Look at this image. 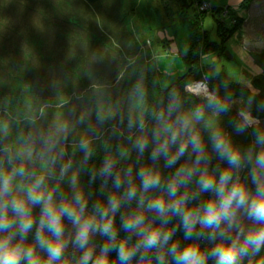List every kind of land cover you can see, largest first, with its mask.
Here are the masks:
<instances>
[{
  "label": "rangeland",
  "instance_id": "obj_1",
  "mask_svg": "<svg viewBox=\"0 0 264 264\" xmlns=\"http://www.w3.org/2000/svg\"><path fill=\"white\" fill-rule=\"evenodd\" d=\"M241 2L208 0L209 8L199 22L215 43L201 55L200 63L264 96V50H250L242 42L249 7L243 8ZM212 7H228L231 13L223 17L222 11L215 10L212 14ZM177 10L178 5L171 3L167 12L162 0H71L70 6L58 0H0V169L23 166L25 176L18 179L25 184L35 175L47 174V184L58 185V196L71 195L69 183L78 174L89 208L103 202L101 182L94 175L100 163L112 159L121 168L135 169L147 160L151 146L138 161L129 139L135 137V130L128 129L129 118L144 116L151 125L162 87L187 69L191 23L198 18V9L191 7L184 14ZM232 16L245 21L224 40L217 21L223 17L231 27ZM206 92L215 96L209 87ZM230 104L235 114L247 107L241 99ZM224 114L205 108L198 125L211 167L226 166L208 140L217 126L242 149L252 145L255 129L264 131V118L253 116L255 129L236 133V115ZM81 138L93 153L87 163L79 150ZM69 163L72 167L61 179V168ZM163 163L161 159V167ZM172 170L163 169V174ZM33 212L38 220L40 206ZM65 230H73L67 219ZM35 231L34 226L26 243L33 241ZM94 239L98 249L101 237ZM211 246L208 240L201 243L202 248ZM74 252L69 244L66 254Z\"/></svg>",
  "mask_w": 264,
  "mask_h": 264
},
{
  "label": "clouds",
  "instance_id": "obj_2",
  "mask_svg": "<svg viewBox=\"0 0 264 264\" xmlns=\"http://www.w3.org/2000/svg\"><path fill=\"white\" fill-rule=\"evenodd\" d=\"M189 91L206 105L184 108L181 99L170 94L166 105L151 114V125L144 116L129 118L137 160L150 146L151 151L138 168L122 167L115 174L118 162L105 159L94 174L102 179L105 199L91 208L78 186V174L69 183L71 195L58 196L59 187L47 184V174L25 184L18 179L25 176L23 166L0 169V264H111L113 252L116 264H208L210 259L213 264H253L254 258L255 264H264V131L255 129L252 100L233 121L236 133L255 129L252 145L242 149L217 126L208 140L226 166L211 167L198 125L205 106L219 115L231 105L199 85ZM63 131L66 138L67 128ZM79 150L87 163L93 155L89 142L81 138ZM71 167L61 168V179ZM163 169L173 170L165 176ZM37 205L38 220L33 212ZM66 219L72 231L66 232ZM177 225L183 228V244L179 237L173 239ZM34 226L33 241L26 243ZM97 236L104 239L98 250ZM205 238L211 248L201 247ZM69 244L75 252L66 254Z\"/></svg>",
  "mask_w": 264,
  "mask_h": 264
},
{
  "label": "trees",
  "instance_id": "obj_3",
  "mask_svg": "<svg viewBox=\"0 0 264 264\" xmlns=\"http://www.w3.org/2000/svg\"><path fill=\"white\" fill-rule=\"evenodd\" d=\"M90 2H95L97 0H88ZM164 3V7L166 11H169V7L171 3H176L178 5L177 13L184 14L191 7L197 6L198 9V18L192 21V36L189 43L188 52L186 55L187 69L181 73L172 83L169 85L162 87L157 108L155 111H158L162 106L166 105L168 101V97L170 94H175L176 97L180 98L184 108H195L200 105H206V102L192 94V92L187 90V86L194 84L196 82H203L208 87L211 93H213L216 97L224 100L225 102L230 104V101L233 99H241L248 106L249 99L252 100V104L250 107V113L252 116H256L258 118H264V96L255 93L249 86L242 85L233 80H230L224 72H219L214 74L211 72L209 67H206L200 63L201 55L208 51L211 47H213L215 41L209 39L206 29L202 28L200 24V20L203 18V14L207 12L209 8L208 0H162ZM253 0H242L241 4L243 8H248ZM206 5V9L203 10L200 6ZM219 9V10H218ZM216 11H222V16L226 17L231 13L228 7H212V14ZM221 17L218 19V28L222 35V38L226 40L230 37L238 28H242L244 18H237L236 16H232V26L227 27L224 18ZM256 82L261 83L260 79H255ZM163 102V103H162ZM231 105V104H230ZM205 108H207L205 106ZM211 109V108H208ZM154 111V112H155ZM215 112L211 109V113ZM236 110L231 106L229 112L234 113ZM215 114H217L215 112ZM223 115H225L223 113ZM247 174V170L245 172ZM122 212H118L116 215V223L117 226L120 224ZM172 223L176 224V217L172 218ZM120 235H124V231L120 229ZM177 237L180 238L181 243H185L183 240V228L180 225H177V231L174 234L173 239ZM207 242V239H202L200 243ZM104 243V239L101 238L99 246ZM209 243V241H208ZM210 244V243H209ZM99 249V247H98ZM97 249V250H98ZM111 264H116V254L113 252L111 254ZM169 264H172L169 261Z\"/></svg>",
  "mask_w": 264,
  "mask_h": 264
},
{
  "label": "water",
  "instance_id": "obj_4",
  "mask_svg": "<svg viewBox=\"0 0 264 264\" xmlns=\"http://www.w3.org/2000/svg\"><path fill=\"white\" fill-rule=\"evenodd\" d=\"M248 14V19L244 22L245 35L242 42L250 50L262 52L264 50V0H253L249 6ZM103 161L100 163V167ZM121 166V163L116 164V168L113 169V174L120 170ZM99 179L102 182L101 177ZM112 182V177H109L107 184L111 186Z\"/></svg>",
  "mask_w": 264,
  "mask_h": 264
},
{
  "label": "built area",
  "instance_id": "obj_5",
  "mask_svg": "<svg viewBox=\"0 0 264 264\" xmlns=\"http://www.w3.org/2000/svg\"><path fill=\"white\" fill-rule=\"evenodd\" d=\"M203 6L206 7V5H203ZM197 85H199V86H200V85H203L204 87H206V89H205V88H204V89H205L206 91L208 90L207 85H206L205 83H203V82H196V83H194V84L188 85V86H187V90H188V91H189V89L195 90V88H196Z\"/></svg>",
  "mask_w": 264,
  "mask_h": 264
},
{
  "label": "snow or ice",
  "instance_id": "obj_6",
  "mask_svg": "<svg viewBox=\"0 0 264 264\" xmlns=\"http://www.w3.org/2000/svg\"><path fill=\"white\" fill-rule=\"evenodd\" d=\"M58 3L60 4V5H65V4H67V5H71V0H58ZM29 55H30V53H29Z\"/></svg>",
  "mask_w": 264,
  "mask_h": 264
},
{
  "label": "bare ground",
  "instance_id": "obj_7",
  "mask_svg": "<svg viewBox=\"0 0 264 264\" xmlns=\"http://www.w3.org/2000/svg\"><path fill=\"white\" fill-rule=\"evenodd\" d=\"M204 89V88H203Z\"/></svg>",
  "mask_w": 264,
  "mask_h": 264
},
{
  "label": "crops",
  "instance_id": "obj_8",
  "mask_svg": "<svg viewBox=\"0 0 264 264\" xmlns=\"http://www.w3.org/2000/svg\"><path fill=\"white\" fill-rule=\"evenodd\" d=\"M205 113V112H204Z\"/></svg>",
  "mask_w": 264,
  "mask_h": 264
}]
</instances>
